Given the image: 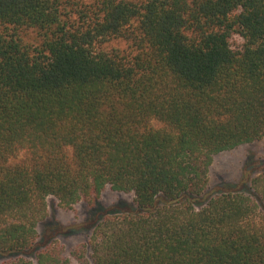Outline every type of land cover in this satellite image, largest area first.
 I'll use <instances>...</instances> for the list:
<instances>
[{
  "label": "trees",
  "instance_id": "1",
  "mask_svg": "<svg viewBox=\"0 0 264 264\" xmlns=\"http://www.w3.org/2000/svg\"><path fill=\"white\" fill-rule=\"evenodd\" d=\"M262 138L264 0H0L3 264H264V175L208 195L213 157ZM107 187L133 209L38 247L48 198Z\"/></svg>",
  "mask_w": 264,
  "mask_h": 264
},
{
  "label": "rangeland",
  "instance_id": "2",
  "mask_svg": "<svg viewBox=\"0 0 264 264\" xmlns=\"http://www.w3.org/2000/svg\"><path fill=\"white\" fill-rule=\"evenodd\" d=\"M93 1L83 0L84 3ZM126 48L127 43L121 40H113L105 45L108 51ZM154 125L157 126L156 123ZM261 175H264V138L213 157L208 175V195L231 190L249 192L252 179ZM208 195L197 200L196 206L203 205ZM132 203V194L113 192L108 187L92 206L79 202L72 210L60 208L57 200L50 197L47 200L46 219L37 228L38 247L57 240L64 254L69 255L73 248L87 242L93 225L103 215L132 210ZM11 258L0 256V264Z\"/></svg>",
  "mask_w": 264,
  "mask_h": 264
}]
</instances>
